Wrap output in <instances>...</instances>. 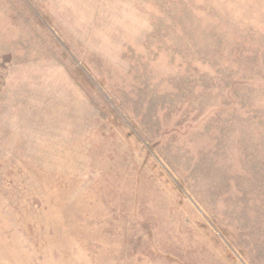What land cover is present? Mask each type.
<instances>
[{"label": "rangeland", "instance_id": "1", "mask_svg": "<svg viewBox=\"0 0 264 264\" xmlns=\"http://www.w3.org/2000/svg\"><path fill=\"white\" fill-rule=\"evenodd\" d=\"M0 264H264V0H0Z\"/></svg>", "mask_w": 264, "mask_h": 264}]
</instances>
